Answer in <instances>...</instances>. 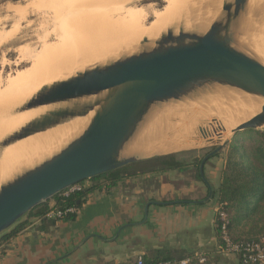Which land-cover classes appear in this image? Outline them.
<instances>
[{"label":"water","instance_id":"obj_1","mask_svg":"<svg viewBox=\"0 0 264 264\" xmlns=\"http://www.w3.org/2000/svg\"><path fill=\"white\" fill-rule=\"evenodd\" d=\"M248 1H225L222 12L205 31L181 25L167 29L154 42L143 38L136 52L45 85L13 110L11 114L17 115L48 108L25 124L24 130L55 126L84 110L89 122L59 152L1 184L0 236L77 184L158 157L197 151L128 152L154 113L170 102L187 99L198 80L241 83L264 101V60L238 42ZM262 123L264 105L259 114L232 131V140L247 130L264 131L256 128ZM232 140L201 161L204 181L206 163ZM160 144L153 143L155 147Z\"/></svg>","mask_w":264,"mask_h":264},{"label":"bare ground","instance_id":"obj_2","mask_svg":"<svg viewBox=\"0 0 264 264\" xmlns=\"http://www.w3.org/2000/svg\"><path fill=\"white\" fill-rule=\"evenodd\" d=\"M131 1L134 2L138 0H36L35 2L37 5L48 4L51 9H54V11L59 9H64V11H74V9H78L80 11L73 14L76 15V13H78L81 16H74L75 18L69 16L66 20H70L66 23V20H64L65 18L62 19L61 22H63V26L64 23L66 24L69 33L67 34L64 31H60V34L63 35L56 34L58 37L54 35L55 33L52 34L58 39L57 45H54L55 47L52 48L53 45L50 48L47 47L50 45L44 46L45 43L47 44V35L45 40L39 39L41 42L44 41L42 42L44 43L42 46L45 47H43V50L39 52L40 54L37 53L38 55H36V53H33L32 55L29 52H23L25 53L26 60L33 62V66L31 64L32 72L29 73L28 70H25L29 74L26 75L25 72H17L13 75H9L7 77L8 88L6 87L7 89L4 90V93L1 91L0 99L3 101L5 98H3L4 95L7 98V94H17L20 89H23L22 92H24V88H28L29 90L31 89L33 96V94L35 95L41 87L44 86L43 81L46 79H53L54 75L56 78L58 72L61 70L63 71V69L66 70V67H68L69 70L74 69L76 67L75 64H73L74 66L70 65L71 67L69 68V64H72L69 63V60L72 62V59L70 58V47L74 49L77 46L80 48L79 50L87 47L89 49H93L94 53H88L85 57L87 60L92 58L100 61L108 59L113 50L116 48L119 49L129 45L131 47L135 44H140L143 38H147L149 41H152L155 37L166 32L169 28H178L182 25L185 29L205 31L209 27L210 22L222 12V5L224 4L222 1L227 0H204V3L201 5V9L193 8H196L198 3L202 0H169L173 10L171 11L172 13L169 14L155 10L151 6H148L146 8H129L123 15L117 17L106 16L116 13L121 4ZM207 2L208 5L205 12L202 10V7ZM248 2L250 3L251 1ZM249 3L247 5H249ZM37 5H35L34 9L38 7ZM191 5L196 7H192ZM190 6L192 8H189ZM250 6H252L251 9H254L252 3H250L249 7ZM40 7L37 8V12H40V10L38 11V9H41ZM177 7L181 9H178ZM34 9L31 8V10ZM20 11L22 10H19V12ZM43 11L45 10L43 9ZM22 13L23 15H27V13H24V9ZM93 15H96L97 18L104 17L101 20H97L92 18ZM149 16L153 18L152 23L148 28L143 27V23L146 22V19L149 18ZM61 22L60 25L62 26ZM254 27L256 28V26ZM53 32L56 31L53 30ZM56 33H59V31ZM65 33L66 35H64ZM250 37L252 36L250 35L249 38ZM62 46L66 48V51L67 49L69 51H67V53L66 51L63 53L57 51L58 48ZM77 47L76 50L78 49ZM72 48L71 50H73ZM79 50L76 51V53H79ZM72 57L74 58L75 56L73 55ZM79 63H82L83 65L82 61ZM31 68L29 71H31ZM69 70L67 73H69ZM49 84H51V82ZM217 88H220L219 92L217 91L214 94L210 92L211 89ZM28 89L26 90L28 91ZM194 89L195 90L190 93L187 99L170 102L157 110L153 115V119H150V121L146 124L144 128L145 130L140 133L138 138L129 147L128 152L133 153V151H140L143 155H150L153 153L167 154L184 149L187 150L188 148L196 150L205 146L221 144L227 139L228 130H233L242 123H245L249 119L255 117L261 112V108L264 105V101L257 94L253 93L249 87L241 83H211L207 80H198V82L194 85ZM28 92L27 94H29ZM21 94L22 93H20V95ZM23 94L26 93L24 92ZM228 94H234L238 97L228 109L214 106H222L220 101L222 102V100H226ZM205 103H208V105L204 106ZM22 105V102L15 97V99L7 105L8 107L5 111L0 109V116L7 113L2 119H0V122L2 121L0 123V156L16 145H19L20 142L25 141L26 145H37V148L43 145L42 149L37 150V148H33L32 150H27V152H34L35 155H40L41 158H46L51 153H56L63 149L71 141L69 139H71L72 136L73 138L78 136L89 122V116H86V111L84 110L77 116L73 117L75 119L66 120L58 125L24 130L22 127L25 124L47 111L48 108H42L17 115L11 114L14 109H17ZM214 114L218 116H215ZM213 117H217V119ZM154 120L161 121L164 127L154 125ZM76 121H80V123H82V129L75 136L76 130L80 126L79 122L77 123ZM198 123L202 125L199 127ZM256 128L264 130V123L259 124ZM165 129H167V131H165ZM35 135H40V137L42 136V139H35ZM62 141L63 148L58 150V146ZM157 141L161 144L158 145V147H155L153 143H156Z\"/></svg>","mask_w":264,"mask_h":264},{"label":"crops","instance_id":"obj_3","mask_svg":"<svg viewBox=\"0 0 264 264\" xmlns=\"http://www.w3.org/2000/svg\"><path fill=\"white\" fill-rule=\"evenodd\" d=\"M252 143L261 157L251 162L264 170V142ZM228 149L206 163L205 181L192 175L193 166L128 177L115 187L91 192L72 221H58L44 231L39 219L25 223L0 243V264H127L167 252L212 255L218 247L219 205L213 193L220 186ZM248 230L246 225L240 229ZM223 260L240 264L234 256Z\"/></svg>","mask_w":264,"mask_h":264},{"label":"rangeland","instance_id":"obj_4","mask_svg":"<svg viewBox=\"0 0 264 264\" xmlns=\"http://www.w3.org/2000/svg\"><path fill=\"white\" fill-rule=\"evenodd\" d=\"M35 1L36 0H0V79H1L0 80V93H1V91H2V93H4V90H6L8 88L7 77L9 75H13L17 72L18 73H21V72L24 73L25 72L27 75V74L32 72L31 67L33 66V62L26 60L25 53H23V52H29L32 55H33V53L34 54L36 53V55H38V54H40L39 52L43 50L44 46L50 45V46H47L50 48L53 45L52 48L55 47L57 45V40H58L56 38V37H58V36H56V34L63 35V34H60L61 33L60 31H64L67 34L69 33L65 23L67 21H69L70 19L66 20V18L67 17L69 18V16L75 18V17H78L77 15H79L78 13H76V15L73 14L77 11H80L78 9L77 10L74 9V11L73 10L72 11L71 10L64 11V9L63 10L59 9V10L54 11V9H51L48 4L47 5L46 4L45 5L44 4L43 5H39V4L37 5ZM227 1H229V0H227ZM249 1H251L250 3H252L254 9H251L252 6L249 7L250 3L248 2L249 5H247V8H246L247 13H245L243 15V17L241 18V26L239 28L240 30H239V34H238V42H239V44L245 46L250 51L258 54L264 60V45H263L264 44L263 43L264 42V1H261V0H260L261 2L259 0H255V1L249 0ZM222 2H225V1H222ZM203 3H204V0H202L200 3H198V5L195 4V5H197V7L194 5H191V6L196 7L193 9H201V5ZM256 3H257V5H256ZM34 4L38 6V7L36 6L37 8H39L40 6H43V7H40L42 10L38 9V11L40 10V12H37L36 11L37 8L34 9L35 8ZM207 5H208V2L202 7V10L205 12H206ZM31 6H34V7H31ZM148 6H151L153 9L158 10V11H162L166 14L172 13L171 11H173L172 7L169 3V0H138V1H134V2L131 1L128 3L125 2L119 6L120 8L116 13L106 15V16L117 17V16L123 15L125 13V11L129 8H132V7L146 8ZM191 6L189 8H192ZM31 8H33L35 11L31 10ZM18 9L22 10V11H20L21 13L19 12ZM23 9H24V13H27V15L26 14L23 15V13H22ZM43 9L45 11H43ZM178 9H181V8H178ZM25 11H27V12H25ZM79 16H81V15H79ZM103 17L97 18L96 15L92 16V18H95L97 20H101ZM63 18H65L64 20H66L64 23V26H63V22H61ZM46 20H47V22H46ZM152 21H153V18L151 16H149V18L146 19V22L143 23V27L148 28L150 26V24L152 23ZM248 21H249V23H248ZM60 22L62 23V26L60 25ZM57 25H59V26H57ZM254 26H256V28ZM53 30L56 32L59 31V33L53 32ZM66 33L64 35H66ZM52 34H54L56 37ZM47 35H48V37H47ZM160 35L161 34H159L157 37H155V39H153L151 42L156 41L160 37ZM250 35L252 37L249 38ZM253 36H254V38H253ZM46 37H47V40H46L47 44L45 43V45H44V43H42L44 41L41 42V41H39V39L45 40ZM249 41H251V42H249ZM42 45H44V46H42ZM76 47L74 49L72 47L69 48V50L71 51V57L70 58L72 59V62H71V60H69L70 61L69 63H72V64L68 63L69 68L73 64H75L76 67L72 70L71 69L69 70L68 67H66V70L63 69V71L61 70L60 72H58V74H57L58 76L56 75V78H55V75L53 76L55 79L54 78L53 79L48 78L49 80L46 79L45 80L46 82L43 81L44 86L49 85V83L50 82L52 83V81L54 82V81L60 80V78L65 79V78L72 76V75H75L76 73L83 71L85 69L92 68V67L99 65V64H103L108 60H112L113 57L121 56V54H123V53L136 52L139 49V44H135L131 47L129 45L127 47H122L119 49L116 48L113 50V52L111 53V56L108 57V59H103L100 61L94 60L92 58H89L87 60V58L85 57V56H87L88 53H91V52L94 53L93 49H89L87 47V48H82V50H79L80 48L77 47L78 49L76 50ZM71 48L73 50H71ZM69 50L67 49V51H69ZM78 50H79V53L78 52L76 53V51H78ZM57 51L63 53L66 51V48H64L62 46V47L58 48ZM67 51H66V53H67ZM72 53L75 56L74 58L72 57L73 56ZM24 57H25V59H24ZM76 60L79 62L82 61L83 65H82V63H79ZM75 61L77 62V64L78 63L79 64L77 65ZM84 61H85V65H84ZM31 64H32V66H31ZM30 68H31V71H29ZM67 69L69 70V73H67L68 72ZM25 70L26 71L28 70L29 73L26 72ZM62 74H63V76H62ZM26 89H28V88H26ZM26 89L24 88V92L26 94H23L24 93V92H22L23 89H20L21 91L19 90L17 92V94L14 93L13 94L14 96L12 94H7V98H6V96L4 95L3 98L5 97L6 99L4 98L3 101H2V99H0L1 100L0 101V106H1L0 109H2V111H5V109L8 107L7 105H9L10 102H12V100L15 99V97L19 101H21L22 104L26 103L29 100V97L31 99L34 96V94L32 96V93H31L32 90L31 89L30 90L28 89L29 92ZM219 89L220 88L211 89L210 92L214 94L217 91L219 92ZM27 92L29 94H27ZM20 93H22L21 94L22 96L20 95ZM23 95L25 98L23 97ZM236 98H238V97L235 96L234 94H228V97L226 100H222V102L220 101V104H222V106H220V105H214V106H219L221 108L228 109L234 103ZM3 104H4V106H3ZM207 105H208V103L204 104V106H207ZM215 113H217V112H215ZM6 114L7 113L2 114L0 116V119H2L3 116ZM214 115L218 116L216 114H214ZM213 118L217 119V117H213ZM71 119H75V118H71ZM12 122H15V121H12ZM76 122L77 123L79 122L80 126L77 128L75 136L82 129L81 128L82 123H80V121H76ZM154 125L163 126L161 121H157V120H154ZM201 125L202 124L198 123L199 127ZM233 130H231V129L228 130V134H227L228 136L226 135L227 136L226 140H232V138H233L232 131ZM165 131H167V129H165ZM34 138L35 139H38V138L42 139V136L40 137V135H35ZM72 139H73V136L69 140H72ZM258 140H260L261 142H264V138H262L260 135L256 134L255 131L247 130V131L240 133L238 135V138H236L235 140H232L231 143H235V144L240 145V147L242 148L243 151L244 150L248 151L249 158L254 159V158H257V156H259V158L261 157V155L256 150L257 145L252 143V142H256ZM63 141L61 142V144H59L58 150L63 148ZM248 142H251L252 144H248ZM223 143L217 144V145H212V146H205V147L197 149V151H195V152L198 155H200L203 159V157H205L207 154L211 153L214 149H216L218 146L222 145ZM42 147H43V145H41L38 148H37V145H35V146L34 145H32V146L26 145V142L22 141L19 143V145H16L12 149L6 151L3 155H1L0 156V186L2 183L17 177L18 175H21L22 173H24V171L32 169L33 167H35L36 165H38L39 163H41L45 159H48L57 153V152L51 153L48 157L41 158L40 155H35L34 152H29V151L27 152V150H32L33 148L34 149L37 148V150H38V149H42ZM189 149L192 150V148H188L187 150H189ZM184 150H186V149H184ZM133 152H135V151H133ZM133 171L134 170L130 168V171L127 170V172H125V173H131ZM196 173H197L196 168L194 167L192 175L193 174L196 175ZM86 184H87V182H85V185ZM92 185H93V183H92ZM53 203H54V201H50L49 206H51ZM35 213H37V212H35ZM34 220H35L34 217H32V216L29 217L27 215L26 217H24L21 220V223H23V224L27 223L28 224ZM12 229L6 233H10L12 231ZM0 239H1V237H0Z\"/></svg>","mask_w":264,"mask_h":264},{"label":"trees","instance_id":"obj_5","mask_svg":"<svg viewBox=\"0 0 264 264\" xmlns=\"http://www.w3.org/2000/svg\"><path fill=\"white\" fill-rule=\"evenodd\" d=\"M255 133L264 138V131H255ZM258 153L260 154L261 152ZM197 155L195 151H189L181 154L158 157L106 174L91 180L93 185L83 192L76 193L68 198L63 196L56 197L53 200L54 206L52 208L49 206V203H46L30 212L28 216L39 219V228L41 231L54 227L58 221H72L76 218V214L67 215L60 220L48 219L47 215L51 211H65L69 207H75L79 210L91 192L115 187L123 182L124 179L137 175L182 171L188 166H193L196 168L197 172L195 176L196 179L203 180L199 168L204 157L203 159L201 156L200 159H194ZM130 168L134 171L125 173L127 170L130 171ZM213 194L216 201L222 207V210L228 215V232L234 244L258 242L260 239L264 238V206L262 207V204H264V170L261 166L251 162L248 151H243L240 145L235 143L229 145L226 168L222 174L220 186ZM243 225L249 226L248 232L240 231ZM24 226L25 223L23 224L21 221L18 222L10 233H5L0 236V243L11 239L21 231ZM216 235L218 247L223 246V241L221 239V222L218 217L216 218ZM194 254L195 253L187 252L158 253V256L155 258L144 261L146 264H155L165 261H181L193 258ZM203 255L206 261L202 264H226L223 260V256L217 254V250L210 256L204 253ZM236 258L240 264H242L241 260L238 257ZM127 264H137V259H132ZM191 264L201 263L194 259Z\"/></svg>","mask_w":264,"mask_h":264},{"label":"built area","instance_id":"obj_6","mask_svg":"<svg viewBox=\"0 0 264 264\" xmlns=\"http://www.w3.org/2000/svg\"><path fill=\"white\" fill-rule=\"evenodd\" d=\"M87 189L84 183L77 184L68 190H66L61 196L70 197L76 193L83 192ZM78 209L75 207H69L65 211H51L48 213V219L60 220L67 215L77 214ZM217 217L221 222V239L223 241V246L217 248V254L222 256H234L241 260L242 264H264V238L260 239L258 242H252L247 244H234L229 236L228 226L229 218L225 211L222 210L220 205L217 206L216 210ZM196 259L199 263H204L206 261L203 253H195L193 258L185 259L181 261H165L155 264H191L192 261ZM137 264H146L143 257L137 258Z\"/></svg>","mask_w":264,"mask_h":264}]
</instances>
